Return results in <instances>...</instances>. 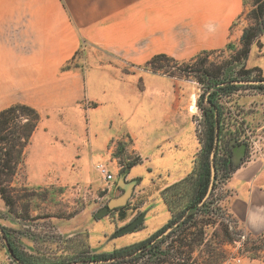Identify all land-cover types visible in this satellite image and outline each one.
<instances>
[{
  "label": "crops",
  "instance_id": "0c3cea01",
  "mask_svg": "<svg viewBox=\"0 0 264 264\" xmlns=\"http://www.w3.org/2000/svg\"><path fill=\"white\" fill-rule=\"evenodd\" d=\"M245 10L244 0H0V111L24 104L39 113L25 149L27 156L38 157L35 171L51 170L58 149L67 165L75 157L99 159L102 154L94 143L101 148L117 135L109 127L114 119L120 124L126 121L135 150L142 156L129 171L136 181L129 197L131 216L143 214L140 227L131 235L106 241L114 223L103 219L90 224L89 243L103 244L99 253L147 239L169 222L171 212L161 191L191 172L200 143L186 121H147L138 103L88 106L104 88V79L93 81H100L104 71L65 69V64L85 44L116 49L132 62L156 54L189 59L202 50L239 44L246 24L238 21ZM262 41L261 51L255 42L251 44L246 66L262 67L251 62L253 52H264ZM110 76L111 85H116L115 74ZM40 124L70 126L71 133L58 147L53 143L60 140L53 135L37 133ZM255 128L264 132V119ZM225 192L223 207L237 231L248 239L263 236V163L259 159L240 162L230 172Z\"/></svg>",
  "mask_w": 264,
  "mask_h": 264
},
{
  "label": "rangeland",
  "instance_id": "374dc122",
  "mask_svg": "<svg viewBox=\"0 0 264 264\" xmlns=\"http://www.w3.org/2000/svg\"><path fill=\"white\" fill-rule=\"evenodd\" d=\"M251 1L244 0L246 10L238 23H244L246 26L250 23L246 13L251 7ZM263 34L264 32L255 40L260 51L263 47ZM239 47L240 44L230 42L228 49L223 47L218 50H209L206 55L207 62L204 67H224L217 78L210 76L212 81L217 79L233 80L234 83L257 81L256 84L229 88L213 96L214 102L221 111V119L219 138L214 141L211 151L205 148L208 132L213 123L212 109L205 101L207 93H204V86L192 75H186L174 69L175 67L183 68L182 63L191 62L192 57L178 59L166 54L177 62H163L164 65L171 67L168 68L171 72L168 74L165 71L166 68L153 71L147 65L152 56L149 60L141 58L140 61L132 62L126 60V53L116 49H99L85 44L64 66L65 69L73 67L88 71L97 69L104 71L100 81L92 79L96 84L104 79V88L95 94L96 100L87 102L88 106H94L97 103L101 106L111 103L118 106L138 103L147 121L149 119L156 122L161 119L170 120L168 123L186 121L190 133L195 134L200 143V150L192 158L193 168L189 176L163 193L172 209V215H178L182 211H195L197 208V213L191 220L195 224H192L189 231L197 232L202 228L204 234L201 240L197 241H193L192 236L187 237L182 242L189 243V246H181L183 244L177 239L173 242L180 231L177 228L174 235L161 245L165 248L167 243H173L167 262L164 264H264V235L250 239L241 238L239 231L230 230L227 222L218 215L219 208L223 209L222 200L226 193L224 188L219 189V187H223L230 172L240 162L246 160L248 156L246 138L249 133L251 136L264 135L262 130L255 128L256 124H260L264 119V86H258L264 83V52H253L251 55V62H260L262 67L257 65L249 67L245 64L246 60L232 59V55ZM90 73L92 72H89V75H92ZM111 73L115 74L116 85H111ZM93 89L97 90L95 86ZM192 93L195 95V113L188 111ZM109 124L117 135L109 139L105 145L101 144V148L99 142L94 143V148L100 150L102 154L99 159L93 161L85 156L82 159L75 157L71 159L70 165H67L66 159L62 157L64 156L62 149H58L54 152L57 154L54 156L56 160L49 164L51 170L38 173L35 171L38 169L37 155L27 156L28 150H25L15 174L4 183L11 201L7 205L0 196V227L3 226L6 229L7 241L10 240L31 263L63 264L81 261L82 264H93V260L89 261L87 258L99 253L103 244L91 246L89 243L90 224H97L103 219L114 223V230L108 235L106 241L131 235L140 227L141 222L127 233L114 235L116 230L139 216V214L131 216L133 205L129 197L132 195L131 189L136 181L130 176L129 171L132 166L141 162L142 156L135 150L126 121H121L120 124L114 119ZM37 133L53 135L56 140H60L53 144L61 147L66 143L67 135L71 133V127L40 124ZM76 134L83 136L82 131H77ZM240 145H243L244 150L243 155L238 159L233 150ZM212 151L215 154L213 177L210 173ZM99 164L107 168L108 173L112 175V180L103 179L97 169ZM199 181H204L207 189L211 183V188L207 190L201 201L192 206L194 203L192 199L197 191L195 186ZM126 185H130V195L126 201L102 212L111 199L124 195ZM214 191L217 192L216 195ZM182 218L175 221L170 229H176V225ZM162 232L157 240L163 236ZM180 236L182 238L183 235ZM138 242L134 241L120 248L113 246L114 248H109L108 254L121 249H134ZM145 259L140 257L136 262L118 264H145ZM0 264H17L1 235ZM103 264H112V262Z\"/></svg>",
  "mask_w": 264,
  "mask_h": 264
},
{
  "label": "trees",
  "instance_id": "16d2710c",
  "mask_svg": "<svg viewBox=\"0 0 264 264\" xmlns=\"http://www.w3.org/2000/svg\"><path fill=\"white\" fill-rule=\"evenodd\" d=\"M250 6L251 7L249 11L246 13L250 23L242 29L239 38L240 47L232 55V59L234 61L247 60L251 44L255 42L258 35L264 32V0H252ZM229 47L230 42L227 43L224 48L228 49ZM208 52L209 50H202L192 57L191 62L182 63L184 64L183 68L175 67L174 69L186 75H192L199 83L204 86V93H207L205 101L209 103L212 109L211 117L213 123L212 126H210L208 132V140L205 144V148L207 151H211L214 145V141L219 138V123L221 119V111L214 102L213 96L219 95L222 91H225L229 88H238L241 85H236L233 80L217 79L216 81H212L210 76L213 78H217L221 74L224 67H204V64L207 62L206 55L208 54ZM164 61H172L173 63H177L173 58L165 54H156L151 58L147 65L150 66L153 71H160L166 68V73L170 74L171 72L170 70H168V68L170 69L171 67L167 64L164 65ZM258 86L263 87L264 83L258 84ZM39 119L40 116L37 110L24 104H15L8 107L7 109L0 111V196L7 205L10 203L11 197L9 196L4 183L7 182L15 174V170L23 159L25 149L30 142V138L37 127ZM189 174L181 180L187 178ZM181 180L175 182L174 184L166 187L161 191V196L171 212V219L163 228L158 230L149 238L136 243L134 249H121L110 254L95 253L91 257H88L87 260H100L125 253H135L130 258H124L112 262V264H118L121 262L132 263L136 262L140 257L146 258L145 264H164L165 262H167V258L169 257V250L172 248L173 243H167L165 248H162L161 245L169 237L174 235L177 228L180 229V231L173 242H176L177 239L179 243L183 244L181 246H189V243L182 242L187 237L192 236L193 241L201 240V237L204 234L202 228L198 229L197 232L189 231L192 224H195V222L192 223L191 220L196 215L197 208L195 211H182L178 215H172V209L169 206L168 200H166V197L164 196L163 192L166 189L172 187L175 184H178ZM195 189L197 191L196 196L194 197V199H192V203L194 202L192 206L201 201L208 190L207 185L204 181L197 182ZM180 218H182V220L176 225V229L171 230V232L163 235L161 239L157 240L158 235L163 230L173 225V223ZM1 228L4 230L5 235H7L6 229L3 226H1ZM180 235H183L182 238H180ZM9 245L14 256L18 259L19 262H22L24 264H35L31 263L24 253L18 251L16 247L10 242V240Z\"/></svg>",
  "mask_w": 264,
  "mask_h": 264
},
{
  "label": "water",
  "instance_id": "95a60500",
  "mask_svg": "<svg viewBox=\"0 0 264 264\" xmlns=\"http://www.w3.org/2000/svg\"><path fill=\"white\" fill-rule=\"evenodd\" d=\"M235 83L238 84V85H245V84H252V83L253 84H256L257 81H236ZM216 131H217V129H216ZM243 150H244L243 145H240L238 148H235L233 150V152L235 154V157L238 158V159H240L241 156L243 155ZM214 155L215 154L212 151L210 153V173H211V177H213L214 172H215ZM125 188H126V191H125L124 195L121 196V197H119V198L111 199L108 202L107 206L102 209V212L103 211H107L108 208H113V207H116L118 205H121V204H123L126 201V199L130 195V185H126ZM210 188H211V183L209 185L208 191H209ZM102 212H100V213H102ZM142 217H143V214H140L134 220H132L131 222L127 223L126 225L120 227L118 230H116L114 232V235L115 236L122 235L124 233H127V232L133 230L137 226V224H139L141 222ZM170 230H171L170 227H167L162 232V235H166L167 233H169ZM0 235L3 237V240L5 242V245H6L7 249H8V251H9V253L11 254L12 258L14 259V261L17 264H24L22 262H19L18 259L14 256V254L12 252V249L10 248L9 242L5 238V232H4V230L1 227H0ZM132 255H133V253H129V254H125V255H121V256H116V257H111V258H107V259L93 260L92 263L93 264L109 263V262H113V261H116V260H120V259H124V258H129ZM63 264H82V262L81 261H75V262L63 263Z\"/></svg>",
  "mask_w": 264,
  "mask_h": 264
},
{
  "label": "built area",
  "instance_id": "2783aa9c",
  "mask_svg": "<svg viewBox=\"0 0 264 264\" xmlns=\"http://www.w3.org/2000/svg\"><path fill=\"white\" fill-rule=\"evenodd\" d=\"M247 141V145H248V156L246 158V160H253V159H259L263 165H264V135H248V137L246 138ZM98 172L100 173V175L103 177V179L105 181H110L112 180V175L110 173H108L107 168L103 165V164H99L97 166ZM225 189V184L223 185V187H219V189ZM216 190H218L216 188ZM217 192L214 191V195H216ZM219 216L227 222L229 229L230 230H237V225L235 223V221L229 216L227 215L224 207L223 209L219 208V212H218ZM241 238H243V235H239Z\"/></svg>",
  "mask_w": 264,
  "mask_h": 264
},
{
  "label": "bare ground",
  "instance_id": "6f19581e",
  "mask_svg": "<svg viewBox=\"0 0 264 264\" xmlns=\"http://www.w3.org/2000/svg\"><path fill=\"white\" fill-rule=\"evenodd\" d=\"M188 111L190 113L196 112L195 95L193 93L190 95V100H189V104H188Z\"/></svg>",
  "mask_w": 264,
  "mask_h": 264
}]
</instances>
